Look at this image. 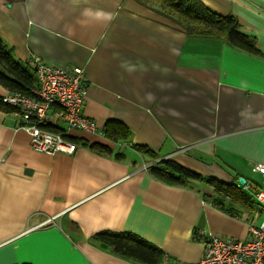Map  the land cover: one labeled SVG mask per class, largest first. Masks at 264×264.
Wrapping results in <instances>:
<instances>
[{
  "label": "crops",
  "instance_id": "1",
  "mask_svg": "<svg viewBox=\"0 0 264 264\" xmlns=\"http://www.w3.org/2000/svg\"><path fill=\"white\" fill-rule=\"evenodd\" d=\"M199 1L234 16L263 55L188 37L137 0H0V39L14 58L84 71L82 113L99 130L68 137L112 151L37 153L14 111L0 109V264H136L92 239L103 231L133 233L169 264H194L206 236L242 240L260 223L259 207H215L209 196L220 197L204 183L155 180L151 160L131 148L221 182L261 183L254 167L264 165V0ZM85 9L109 16L96 20ZM108 120L130 130L129 143L102 136Z\"/></svg>",
  "mask_w": 264,
  "mask_h": 264
},
{
  "label": "trees",
  "instance_id": "2",
  "mask_svg": "<svg viewBox=\"0 0 264 264\" xmlns=\"http://www.w3.org/2000/svg\"><path fill=\"white\" fill-rule=\"evenodd\" d=\"M137 1L144 5H154L158 8L156 10L158 13L179 26L188 37L221 39L228 46L243 53L259 57L263 55L256 47L255 40L241 31L238 21L234 16L215 14L208 10L199 0ZM0 86L6 91L25 96H32V91L39 86L34 68L14 58L1 39ZM0 109L13 111L10 107L3 104L1 99ZM45 128L54 133L62 131L60 127L55 126ZM101 133L105 139L113 143H129L131 138L130 130L116 120L106 121L101 129ZM70 140L76 142L77 145L87 146L90 150L100 155L112 153L104 145H88L81 140L71 138ZM131 148L151 160L147 171L155 180L168 186L183 188L188 187L192 182L204 183L213 190L214 194L220 197V199H217L209 196L212 204L228 214H233V211L224 208V200L248 211L256 210L259 207L251 195L243 192L240 187L236 186V182L225 183L211 176H202L170 159H161L157 153L145 146L131 144ZM116 156L120 157L121 154H115V158ZM92 239L101 243L116 257L136 264H161L165 256L160 248L129 232L116 233L103 231L94 235Z\"/></svg>",
  "mask_w": 264,
  "mask_h": 264
},
{
  "label": "built area",
  "instance_id": "3",
  "mask_svg": "<svg viewBox=\"0 0 264 264\" xmlns=\"http://www.w3.org/2000/svg\"><path fill=\"white\" fill-rule=\"evenodd\" d=\"M29 64L34 68L39 84L32 96L5 91L0 99L18 117V129L28 135L35 152L74 155L78 145L70 140L68 131L95 134L99 130L95 122L82 113L87 93L84 71L78 67L71 70L54 68L39 58ZM60 125L65 130L60 128L62 131L57 133L45 128ZM254 171L262 178L260 185L239 178L238 187L264 208V165H255ZM203 245V255L194 264H264V215L258 225L248 226L246 239L208 235ZM161 264L169 263L164 258Z\"/></svg>",
  "mask_w": 264,
  "mask_h": 264
},
{
  "label": "clouds",
  "instance_id": "4",
  "mask_svg": "<svg viewBox=\"0 0 264 264\" xmlns=\"http://www.w3.org/2000/svg\"><path fill=\"white\" fill-rule=\"evenodd\" d=\"M84 15L85 16H89V17H93L96 20L107 19L108 16H109V14H107V13L101 11V10L93 11L92 9H85Z\"/></svg>",
  "mask_w": 264,
  "mask_h": 264
},
{
  "label": "bare ground",
  "instance_id": "5",
  "mask_svg": "<svg viewBox=\"0 0 264 264\" xmlns=\"http://www.w3.org/2000/svg\"><path fill=\"white\" fill-rule=\"evenodd\" d=\"M260 165H262V164H260ZM239 178H242V177H239ZM239 178H237L236 179V186L238 187V181H239ZM245 179V178H244ZM246 193V192H245ZM248 194V193H247ZM256 202V201H255ZM257 203V202H256ZM258 204V203H257ZM258 206H259V208L262 210V211H264V208L263 207H261L259 204H258Z\"/></svg>",
  "mask_w": 264,
  "mask_h": 264
},
{
  "label": "rangeland",
  "instance_id": "6",
  "mask_svg": "<svg viewBox=\"0 0 264 264\" xmlns=\"http://www.w3.org/2000/svg\"><path fill=\"white\" fill-rule=\"evenodd\" d=\"M142 159H144V160H147V158H146V157H143Z\"/></svg>",
  "mask_w": 264,
  "mask_h": 264
}]
</instances>
